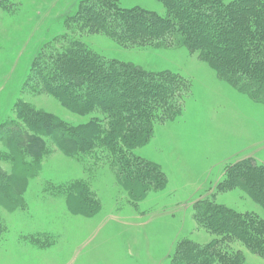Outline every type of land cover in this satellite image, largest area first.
I'll return each mask as SVG.
<instances>
[{
    "label": "rangeland",
    "instance_id": "374dc122",
    "mask_svg": "<svg viewBox=\"0 0 264 264\" xmlns=\"http://www.w3.org/2000/svg\"><path fill=\"white\" fill-rule=\"evenodd\" d=\"M95 2L0 0V190L15 194L12 203L0 198V264H180L187 243L205 254L264 264V257L195 219L205 204L264 219L243 191L221 189L228 168L264 165V105L234 89L200 51L177 38L143 45L97 31L84 13ZM118 6L167 14L156 0H118ZM74 43L105 62L181 80L174 83V115L167 120L159 113L149 138L123 149L121 164L99 144L68 157L23 121H34L31 109L39 120L75 129L91 120L104 128L111 123L108 113L68 111L44 88L57 56ZM21 159L31 166L23 182L14 174ZM140 163L154 171L152 182L128 179L132 169L142 174ZM73 184L82 189L69 195Z\"/></svg>",
    "mask_w": 264,
    "mask_h": 264
},
{
    "label": "trees",
    "instance_id": "16d2710c",
    "mask_svg": "<svg viewBox=\"0 0 264 264\" xmlns=\"http://www.w3.org/2000/svg\"><path fill=\"white\" fill-rule=\"evenodd\" d=\"M156 1L165 8V17L145 10L121 9L118 0H96L84 13L90 16L97 31L117 42L138 41L147 45L163 38H177V43L190 51H200L214 71L234 89L264 105V0H237L227 4L224 0ZM63 53L45 75L46 92L72 113L87 116L100 111L108 113L111 121L106 128L101 127V122L91 120L75 129L56 119L39 120L41 116L28 109L34 119L33 122L23 119L28 131L50 139L64 155L76 157L91 152L99 144L121 164L123 149L128 152L142 145L159 113L167 120L174 115L170 114L175 106L174 83L178 85L181 81L174 75L145 73L132 66L105 62L78 43ZM19 114L17 111L18 117ZM29 162L17 160L14 171L17 181H22L31 169ZM142 168L141 175H135L132 169L133 177L128 179L138 185L142 180L152 182L156 177L154 171L147 165ZM76 186L70 187L69 195L81 191ZM230 188L243 191L264 211V165L245 161L228 168L221 189ZM9 189L0 190V198L12 203L15 194ZM195 219L198 225L223 240L240 242L264 257V219L214 204L197 209ZM186 247L180 264H242L240 256L205 254L195 250L191 243Z\"/></svg>",
    "mask_w": 264,
    "mask_h": 264
}]
</instances>
